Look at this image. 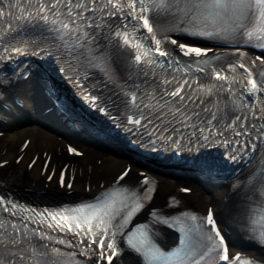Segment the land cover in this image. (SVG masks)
Listing matches in <instances>:
<instances>
[{
  "label": "snow or ice",
  "instance_id": "6c2138e0",
  "mask_svg": "<svg viewBox=\"0 0 264 264\" xmlns=\"http://www.w3.org/2000/svg\"><path fill=\"white\" fill-rule=\"evenodd\" d=\"M96 0H90V3H95ZM29 0H21V4L18 7H21L25 4H28ZM62 0H40L39 3V12L45 13L55 9L57 5L61 4ZM75 6L76 8H86L88 5L84 0H65V6ZM111 6L114 9H117L119 12H123L125 8L130 9L127 13L128 16H132L134 19L143 22V27L147 29L149 33H152V40H155V47H146L144 43L134 35L132 32L128 31H117L115 35L120 37L123 41V44L127 47H130L135 50L134 59L138 63H144L147 65H159L164 67V61L156 59V54L160 57L168 58V64L171 66L173 63L179 64L178 60H175L173 53L176 49L167 48L162 49L161 45L164 42H170L171 45H175L176 48L182 51L184 56L188 57H208L211 49L201 48L198 46H193L189 43H181L177 38H171L164 33L167 32H177L184 33L186 36L199 37L204 35H213L211 32H204L200 28V23L202 21H210L213 25L217 23L218 20L232 19L235 23V27L231 29V33H235L238 29L244 28L245 33L249 39L255 38L256 40L264 41V0H105L104 7ZM151 5V7H149ZM94 10V9H89ZM151 13V16L148 15ZM69 14H71V7H69ZM110 15H115V13H109ZM4 9L0 8V19L4 17ZM55 15V14H54ZM171 16L174 19V23L171 26H166L161 21V16ZM32 13L26 8H23L21 14L17 19L21 18H31ZM185 18H187L185 20ZM39 19L45 23H57L56 20H50L49 16L39 15ZM244 21H248L247 24ZM75 21H73L74 23ZM185 23L186 26L181 28L180 24ZM61 27L65 30H68L66 34L70 35L72 32L76 31L75 28H70L68 23H64ZM127 24L123 25L124 29H127ZM13 27L11 23L0 24V45L4 46V51H7V45L16 39L13 33ZM59 31V29H57ZM228 32L227 29H217L215 35L219 36L220 32ZM157 32L161 34V38L157 39ZM228 33V34H231ZM87 35V34H85ZM5 36L9 37L5 41ZM13 51L19 53L20 55H27L21 48H13ZM3 59V57H0ZM256 59H260L257 57ZM255 61H253V64ZM211 64L208 59H192L185 66V71L191 70L193 65H195L196 70L204 72L205 69L200 67V65ZM261 64L264 65V60H261ZM241 69L249 71L245 68L244 64H240ZM224 69L216 72V78L219 80H227L228 78L222 75ZM232 71H236V65L232 66ZM249 76L251 72L249 71ZM259 77L261 83L257 86L255 80H250L252 90L256 92H264V71L259 72ZM183 91V85L179 88L168 93L171 97H180L181 92ZM87 99V97H85ZM133 102L136 100V97H132ZM167 104L168 101H165ZM177 111H180L177 108ZM264 111V109H262ZM238 119V117H237ZM134 123L139 124L140 120L137 119ZM264 128V124L261 125ZM201 132L204 129H199ZM222 134V133H221ZM207 139V137H205ZM264 143V142H262ZM252 150H256V145L252 144ZM74 151V150H73ZM235 159V157H233ZM260 163L262 165V170H264V151L260 153ZM128 171H125L123 175L119 178L123 180L128 176ZM51 179V177H49ZM61 182H63V176L61 177ZM144 183H148L147 178L144 180ZM71 187V185H69ZM183 191H188L183 189ZM4 198L0 197V206L4 207L5 211L10 212L13 216L16 214L12 212V208H16L17 205L13 204L11 201L8 203L11 204V208L7 207L3 203ZM142 207V205H138ZM53 220H57L58 217L60 220H65L66 217L61 216L60 214H50ZM98 224H104L105 218L103 215L97 214ZM195 219V217H192ZM207 224L211 225L215 229V236L219 237V242L214 243L211 246L206 247L203 251L199 252V260H203L205 256L209 255L211 252L222 254L219 256L220 259L228 262V264H264L255 258L235 256L229 257V250L227 245L224 243V237L221 235L219 228L216 227V220L214 219L213 213L209 210V214L206 217ZM59 222V221H58ZM65 227H71V225L65 224ZM79 225H77L78 227ZM91 229H89L90 231ZM107 231V228L104 229ZM34 238V237H33ZM43 239V237H41ZM208 240H213L212 236L207 237ZM96 243V241H93ZM264 244V241H261ZM100 247L102 248H113L112 244L104 245L103 242H99ZM61 252L59 248H49L47 244H38L33 245L32 239L29 238L27 233H22V229L18 228L15 223L8 221L6 218L0 219V264H64L63 261L58 259L55 254ZM113 254L115 250L113 249ZM109 264H111L112 256L107 257ZM199 260L194 261V264H199Z\"/></svg>",
  "mask_w": 264,
  "mask_h": 264
},
{
  "label": "bare ground",
  "instance_id": "6f19581e",
  "mask_svg": "<svg viewBox=\"0 0 264 264\" xmlns=\"http://www.w3.org/2000/svg\"><path fill=\"white\" fill-rule=\"evenodd\" d=\"M27 86L28 82L25 78L15 79L5 86L4 93L0 96L2 100L6 99L7 95L5 93L8 89V92L13 91L24 99L21 109L12 112L7 117V121H0V125L5 130L0 136V158L7 157V162L0 165V177H4L5 181L8 180L22 193L35 196L39 200H62L67 197H83L90 194L99 185L104 184L111 178L115 168L123 164L127 157L92 143H82L81 147L84 150L77 157L64 156L61 150V143L64 137L58 139L56 132L52 129L30 119L27 107L29 94ZM24 134L29 136L28 141L23 146L19 159L14 162L12 157ZM42 149L49 152L46 169L52 162H54L56 167L57 160L67 159V166L70 165V171L73 173L69 190H66L63 185L58 186L55 184L54 173L51 175V179L45 180V172L42 174L38 171V166L42 159L40 155ZM32 152H36V156L32 164L26 168L25 161ZM97 158H99L98 162L96 161ZM157 173V183L150 204L161 205L165 201L166 194L172 191L180 180L178 176L175 177L174 175L161 172ZM133 174L134 172L131 171V175ZM85 184H87L86 187L84 186ZM192 185L193 188L189 193L181 197L183 202L204 208L205 203L210 201L214 208L220 209V212L223 213L222 218L224 221L229 213L237 214V199L229 186H215L212 189L201 191L197 184L193 182ZM29 188L34 189L35 192L27 191L26 189ZM155 227L162 240H171L173 238L171 231L165 229V227ZM247 252L252 253L255 258L264 261V244L251 246ZM120 261L121 264H139L129 251L120 253Z\"/></svg>",
  "mask_w": 264,
  "mask_h": 264
},
{
  "label": "rangeland",
  "instance_id": "374dc122",
  "mask_svg": "<svg viewBox=\"0 0 264 264\" xmlns=\"http://www.w3.org/2000/svg\"><path fill=\"white\" fill-rule=\"evenodd\" d=\"M119 167V166H118ZM27 191H31V192H35V190L34 189H26ZM26 194V193H25Z\"/></svg>",
  "mask_w": 264,
  "mask_h": 264
}]
</instances>
